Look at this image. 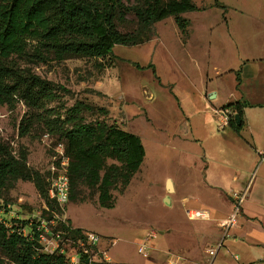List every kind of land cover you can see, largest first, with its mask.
<instances>
[{
	"label": "rangeland",
	"instance_id": "obj_1",
	"mask_svg": "<svg viewBox=\"0 0 264 264\" xmlns=\"http://www.w3.org/2000/svg\"><path fill=\"white\" fill-rule=\"evenodd\" d=\"M124 2L128 6L136 4L135 0ZM192 2L199 11L181 16L186 21L183 30L174 18H168L155 24L142 44L115 46L114 57L104 62L73 59L37 64L31 58L20 60L23 70L51 84L55 101L36 112L22 103L14 109L4 107L0 111V140L10 145L15 155L25 151L28 166L44 175L49 184V161L58 135L46 139L44 122L50 116L65 120L77 102L106 109L109 115L104 119L108 124L141 139L144 161L129 186L124 188L118 184L111 191L113 209L102 208L98 195L89 190L84 191L81 201L70 203L65 209V218L72 228L101 237L99 247L112 260L101 264H147L148 261L197 264L191 256L196 250L194 228L199 226L200 219L189 220L179 201L192 191L188 180L200 177L195 173L185 175L181 189H175L180 185L176 173L181 155L199 152L192 142L179 140L190 129L183 109L189 112L192 123L201 132L206 117L212 116L210 103L199 98L204 83L218 88L216 105L235 98L239 77L229 70L237 71L241 68V59L255 57V0ZM138 25L135 15L129 13L126 23L119 28L125 34H134ZM150 65L155 67L166 87L159 84L148 68ZM173 85L180 103L169 92ZM97 118V114L85 113L83 119L91 123ZM23 122L30 127V132L21 137ZM212 123L213 131L221 133L217 130V119ZM168 180L175 187L173 192L167 189ZM167 196L169 205L164 201ZM0 200L11 207L5 214L8 222L16 223L18 218L26 224L30 218L48 216L44 212L47 206L31 182H18ZM150 233L156 237L149 243L151 248L146 258L138 253V248ZM4 264L10 263L4 261Z\"/></svg>",
	"mask_w": 264,
	"mask_h": 264
},
{
	"label": "trees",
	"instance_id": "obj_2",
	"mask_svg": "<svg viewBox=\"0 0 264 264\" xmlns=\"http://www.w3.org/2000/svg\"><path fill=\"white\" fill-rule=\"evenodd\" d=\"M128 6L124 0H0V111L14 109L19 103L30 111L44 110L55 101L51 84L31 71L23 70L19 61L31 58L33 63L68 60H102L114 57L115 46H136L144 42L155 24L174 18L183 30L182 15L199 11L192 0H135ZM129 13L135 15L139 27L134 34H125L119 26L126 23ZM154 76L160 81L153 65ZM246 103H232V109L242 124V109ZM85 113L99 118L87 123ZM109 112L77 102L65 120L49 117L44 122L45 135H58L70 157L69 204L83 199L84 191L98 195L102 208L113 209L111 191L118 184L127 187L139 172L145 158L141 139L128 131L107 123ZM32 118V116L30 117ZM230 126L240 132L235 117ZM20 136H27L30 127L21 125ZM108 161L116 164L108 166ZM49 176V173L47 174ZM34 184L40 198L50 211L58 212L49 197L50 184L44 175L28 166L27 153L15 155L10 145L0 140V199L18 182ZM48 215L47 211H44ZM14 225L15 223L9 222ZM82 229H74L80 237ZM35 243L13 233L0 224V264H65L63 257L38 253ZM81 264H87L83 260Z\"/></svg>",
	"mask_w": 264,
	"mask_h": 264
},
{
	"label": "crops",
	"instance_id": "obj_3",
	"mask_svg": "<svg viewBox=\"0 0 264 264\" xmlns=\"http://www.w3.org/2000/svg\"><path fill=\"white\" fill-rule=\"evenodd\" d=\"M241 62L239 70H229L231 74L238 73L239 77L236 78L238 93L231 102L216 105L214 102L220 93L218 88L212 83H204V91L199 98L203 97L210 103L212 116L206 117L201 132L192 123L189 112L183 109L190 136L187 134L179 140L192 142L199 152L181 155L176 173L180 185L175 188L171 183L172 188L180 190L185 175L195 173L200 177L188 180L192 191L179 201L186 212L197 210L209 214V220H199V226L194 228L193 248L196 250L191 260L197 264H206V249L221 238L216 225L231 212L232 193L246 190L253 174L238 225L231 231V238L225 242V249L213 264H264V160L260 157L264 154V0H255V57L241 59ZM158 82L166 87L161 79ZM169 92L180 103L174 85ZM212 93L216 95L214 100L210 99ZM232 103L248 105L242 109L240 132L229 126L228 132L227 129L215 133L212 122L217 119L216 111ZM234 255L239 257L238 261L232 258Z\"/></svg>",
	"mask_w": 264,
	"mask_h": 264
},
{
	"label": "built area",
	"instance_id": "obj_4",
	"mask_svg": "<svg viewBox=\"0 0 264 264\" xmlns=\"http://www.w3.org/2000/svg\"><path fill=\"white\" fill-rule=\"evenodd\" d=\"M217 130L225 131L235 117L232 109L222 108L216 111ZM46 139L50 135H45ZM261 160H264V154H260ZM70 157L67 154L63 143H57L50 157L48 173L50 180L49 197L55 201L59 211L53 212L45 207L48 216H39L28 219L26 224L18 221L12 225L6 219V213L11 210L10 206L4 205L0 200V224L5 225L13 233L25 238L31 243H35V250L43 255L51 257H63L65 264H81L83 260L87 264L111 263L112 260L107 252L99 247L101 237L95 233L82 232L80 237H75L72 228L65 218L66 207L69 205L70 197V178H69ZM251 181L244 191H235L232 193V209L227 217L217 222V227L221 231L220 240L208 247L205 251L206 264H213L219 253L225 249V242L231 238V231L238 225L239 217L242 214L243 204L247 199L248 189ZM189 220H209V214L206 211H187ZM155 233H150L146 239L139 243L138 253L144 257H149L147 252L151 247V239L155 238ZM115 242L112 243V245ZM235 261L239 260L237 255L232 256Z\"/></svg>",
	"mask_w": 264,
	"mask_h": 264
},
{
	"label": "water",
	"instance_id": "obj_5",
	"mask_svg": "<svg viewBox=\"0 0 264 264\" xmlns=\"http://www.w3.org/2000/svg\"><path fill=\"white\" fill-rule=\"evenodd\" d=\"M215 97H216V95L214 93H212V95L210 96V99H215ZM235 121H236V124L238 126L241 125L240 124L241 119H240V117L238 115L235 116ZM167 189H168L169 192H172L173 191L172 183H171L170 180L167 181ZM164 201L166 202L167 205H169L170 200H169V197L168 196L164 198Z\"/></svg>",
	"mask_w": 264,
	"mask_h": 264
}]
</instances>
